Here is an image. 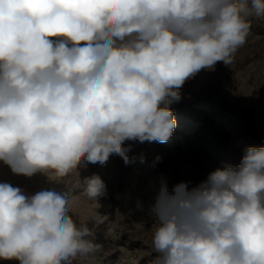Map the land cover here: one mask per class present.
<instances>
[{
	"label": "clouds",
	"instance_id": "obj_1",
	"mask_svg": "<svg viewBox=\"0 0 264 264\" xmlns=\"http://www.w3.org/2000/svg\"><path fill=\"white\" fill-rule=\"evenodd\" d=\"M252 17L264 0H0V161L60 179L112 155L135 162L125 142H168L184 83L233 63ZM84 184L106 191L98 174ZM71 205L0 183V260L98 264L107 216L78 225ZM148 214L151 264H264V146L193 187L161 180Z\"/></svg>",
	"mask_w": 264,
	"mask_h": 264
},
{
	"label": "rangeland",
	"instance_id": "obj_2",
	"mask_svg": "<svg viewBox=\"0 0 264 264\" xmlns=\"http://www.w3.org/2000/svg\"><path fill=\"white\" fill-rule=\"evenodd\" d=\"M251 24V35L233 63L218 62L214 70H201L184 83L181 99L170 106L177 127L168 142L126 141L135 162L125 165L112 155L102 166L89 165L62 179L43 173L17 175L0 161V183L19 187L26 195L48 189L67 193L72 198L70 215L78 225L92 227L101 215L107 216L95 228L103 245L98 264H151L157 254L152 251L154 220L148 208L161 180L169 188L179 182L193 187L216 168L238 166L247 147L264 146V17H252ZM93 174L106 185L97 199L84 192V180Z\"/></svg>",
	"mask_w": 264,
	"mask_h": 264
}]
</instances>
